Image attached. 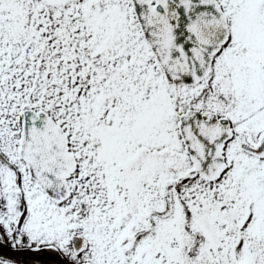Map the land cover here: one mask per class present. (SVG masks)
<instances>
[{
    "label": "snow or ice",
    "instance_id": "obj_1",
    "mask_svg": "<svg viewBox=\"0 0 264 264\" xmlns=\"http://www.w3.org/2000/svg\"><path fill=\"white\" fill-rule=\"evenodd\" d=\"M0 264H264V0H0Z\"/></svg>",
    "mask_w": 264,
    "mask_h": 264
}]
</instances>
